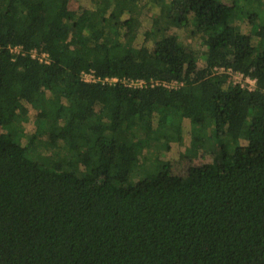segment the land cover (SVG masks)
I'll use <instances>...</instances> for the list:
<instances>
[{"label":"trees","instance_id":"1","mask_svg":"<svg viewBox=\"0 0 264 264\" xmlns=\"http://www.w3.org/2000/svg\"><path fill=\"white\" fill-rule=\"evenodd\" d=\"M142 1L156 9L134 45ZM70 2L0 0V264H264V0ZM175 26L205 45L203 65ZM176 117L211 161L168 159Z\"/></svg>","mask_w":264,"mask_h":264},{"label":"rangeland","instance_id":"2","mask_svg":"<svg viewBox=\"0 0 264 264\" xmlns=\"http://www.w3.org/2000/svg\"><path fill=\"white\" fill-rule=\"evenodd\" d=\"M79 0H71L70 7L75 9L78 6ZM141 9L138 13V18L141 21V27L138 29H134L131 33L136 39L134 41V45H138L141 43L143 36L139 34L140 29L142 27L149 28L150 26V18L155 12L153 5L150 3H145L144 1L141 2ZM191 27H179L175 26L173 31L178 35V41L180 46L183 49V58L188 59V56L192 52H196L199 54V64L203 65V56L206 53V47L203 43L199 41L195 42L193 37L189 39L186 37L187 34H190ZM264 44V37H254L253 44L255 46H259V44ZM28 113L25 115L23 119L24 127L27 131L33 132L35 131V110L31 105H28ZM172 131L179 134L180 140L179 141H171L170 149L168 151V159L170 160H179L181 163L182 168H186L188 165L191 164H199L202 161H211L213 159V155L210 153H205L203 151V142L200 140H196L194 138V125L189 123L187 120H183L180 117H176L173 124L171 125ZM161 140V138L157 139ZM151 141L146 142V146L150 147ZM142 157L146 156L149 159H152V151L151 148L142 151ZM148 169H151L150 165L147 166Z\"/></svg>","mask_w":264,"mask_h":264},{"label":"built area","instance_id":"3","mask_svg":"<svg viewBox=\"0 0 264 264\" xmlns=\"http://www.w3.org/2000/svg\"><path fill=\"white\" fill-rule=\"evenodd\" d=\"M8 49L10 53L12 54V58L16 59L17 56H26L29 55L31 58L37 60L40 63L48 64L50 63L51 59L49 55L44 52L40 51L39 49H31L26 50L22 45H14V46H8ZM213 74H225L228 76L227 83L238 85L242 89H247L248 91H253L256 89L257 86V79L255 77H252L251 75H247L241 71L234 70L231 67H225V66H216L213 69ZM82 80L85 82H101L103 84L109 83L113 84L119 81H122L125 85L129 87H135V88H143V87H155L162 85L169 89H177L180 86L183 85V82H180L178 80H172L170 82H165L159 79L151 78L149 80L146 79H121L119 77H106L101 78L100 76H97L93 70L84 71L82 73Z\"/></svg>","mask_w":264,"mask_h":264}]
</instances>
